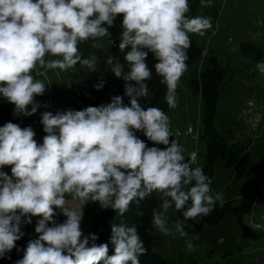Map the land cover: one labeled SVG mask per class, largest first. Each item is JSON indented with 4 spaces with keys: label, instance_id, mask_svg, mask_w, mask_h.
Returning a JSON list of instances; mask_svg holds the SVG:
<instances>
[{
    "label": "clouds",
    "instance_id": "clouds-1",
    "mask_svg": "<svg viewBox=\"0 0 264 264\" xmlns=\"http://www.w3.org/2000/svg\"><path fill=\"white\" fill-rule=\"evenodd\" d=\"M211 5L212 0H201V7ZM189 13V0H0V96L15 113L31 116L40 107L35 97L45 93L46 85L34 71L63 72L79 64L96 72L98 57L83 58L78 45L109 39L108 28L119 15L123 31L118 47L127 52L124 63L111 55L106 63L125 81L124 95L130 98L129 105L115 95L98 107L55 115L45 111L42 144L31 127L12 122L0 127V169L11 167V175L0 170V257L16 248L24 235L21 226L38 216L39 237L27 244L15 264H140L147 249L135 224H112L114 254L109 255L108 244H96V234L84 235V211L70 206L66 196L82 204L97 202L123 216L132 202L140 204L156 193L160 203L151 223L167 237L186 238L184 221L198 223L217 203L223 207V195L213 194L198 154L193 151L186 159L184 146L173 138L170 117L140 102L150 103L146 81L152 71L146 59L152 53L155 73L166 85V104L170 109L178 106L190 35L204 37L213 27L211 18ZM255 68L264 76V62ZM103 86V80L94 85L97 90ZM141 130L156 146L135 135ZM173 208L183 220L170 224ZM59 214L67 218L63 223L54 219ZM185 245L195 250L191 240L185 239Z\"/></svg>",
    "mask_w": 264,
    "mask_h": 264
},
{
    "label": "rangeland",
    "instance_id": "rangeland-1",
    "mask_svg": "<svg viewBox=\"0 0 264 264\" xmlns=\"http://www.w3.org/2000/svg\"><path fill=\"white\" fill-rule=\"evenodd\" d=\"M189 5L190 16L211 18L213 27L204 37L190 35L202 50L201 56L188 64L178 86V106L169 108L166 114L170 117L173 138L185 148V158L193 151L198 154L199 166L212 180L213 194L221 193L225 203L214 215L199 218L198 223L184 221L186 238L179 234L167 237L153 227L152 252L166 264H264V76L255 68V64L264 62V0H212L211 7H201V0H189ZM122 20V15L117 16L114 25L108 28L113 44L107 38H99L78 45L83 58L98 57L96 72L91 73L79 64L63 72L59 69L46 72L38 69L42 75L33 72L45 83L46 91L35 97L40 107L20 127H31L38 144L43 143L46 135L41 123L45 111L55 115L98 107L117 95L115 83L121 78L109 70L106 59L111 55L124 63L127 50L122 54L118 47ZM93 43L100 47L94 48ZM213 59L219 63L221 79L217 88L215 139L211 144L209 137L202 138V98L188 82L199 80L204 66L211 65ZM102 80L104 86L97 90L94 85ZM67 81H71L70 85ZM129 99L125 96V105H129ZM19 117L14 114L0 119V127L8 122L15 124ZM188 129L192 134H185ZM0 170L11 175L10 166ZM66 200L70 206L84 211L81 221L84 235L96 234L99 238L113 210L103 209L97 202L82 204L71 196H66ZM59 215L57 223H63L67 218ZM215 217H220L219 223H214ZM41 218L34 216L32 223L21 226L24 235L19 259L23 258L27 244L39 235L35 228ZM177 218L183 220L182 214L170 209L169 223ZM185 239L194 243L195 250L187 249Z\"/></svg>",
    "mask_w": 264,
    "mask_h": 264
},
{
    "label": "trees",
    "instance_id": "trees-1",
    "mask_svg": "<svg viewBox=\"0 0 264 264\" xmlns=\"http://www.w3.org/2000/svg\"><path fill=\"white\" fill-rule=\"evenodd\" d=\"M191 13V10H190ZM189 13V15H190ZM191 39V47L188 51L189 59L186 61L187 65L193 63L197 59L200 58L202 50L195 44V42ZM154 57L152 53H149L146 63L149 67V69L152 71V76L149 80L146 81L149 87L150 91V103L147 101L141 100V105L143 107L147 106H154L159 107L162 110L165 111V113L168 111V106L166 104V101L164 99L166 94V85L161 84L160 80L161 77H159L155 73L154 64H155ZM211 65L204 66L203 73L201 74V77L199 80H195L196 82L189 81L188 84L194 91L196 95L200 94V97L202 98V104H203V113H202V138L209 137V140L211 139L213 143L214 137V118H215V112H216V105L219 98L218 94V86L220 85V79H221V73L219 71V63L216 59H213ZM200 81V82H199ZM197 82L200 83L197 84ZM124 85L125 81L123 79L117 80L115 83V89L117 92V95L122 96L123 100H125L124 95ZM179 86V85H178ZM179 94V89L177 88V96ZM29 110V109H28ZM30 111V110H29ZM17 114L14 112V106L10 103H8L4 98L0 99V119L9 118L11 115ZM19 119L15 122L18 126H24L25 123H27L30 120V116L22 117L20 114H17ZM135 135L144 141L149 147L156 146L151 141L147 139L145 136L143 130L135 132ZM161 149L164 148L163 145L159 146ZM207 150H209V145L207 147ZM188 158V157H187ZM186 158V159H187ZM160 200L156 193H152L148 198L141 201L140 204H136L135 202H132L129 206L128 211L123 215L120 216L114 211H112V215L109 216L110 220L107 223V226L105 230L101 233V236L97 239L96 244H108L109 248V255L114 254V246L111 244V226L112 224H119L121 221H124L127 225L131 226L132 224H135L138 230V234L141 236V239L144 242V247L147 249V252L139 257L140 264H166L165 261L158 256L157 254L152 252V247L154 243V237L151 236V233L153 232V225L151 223L152 221V211L154 208H157L159 206ZM220 205L217 203V206L215 207L214 211L210 215H214L216 211H218L220 208ZM138 212H142V215H138ZM61 218L60 215H57L54 217L56 221ZM220 217H215L214 223H219ZM51 226V225H49ZM39 235L36 239H38ZM20 242L21 239L16 241V248H14L11 252L6 253L3 257H0V264H15V262L19 259V251L17 249H20Z\"/></svg>",
    "mask_w": 264,
    "mask_h": 264
},
{
    "label": "built area",
    "instance_id": "built-area-1",
    "mask_svg": "<svg viewBox=\"0 0 264 264\" xmlns=\"http://www.w3.org/2000/svg\"><path fill=\"white\" fill-rule=\"evenodd\" d=\"M115 47V46H114ZM186 135H189V134H192V130L191 129H188L186 132H185ZM178 137L181 136L180 134H177Z\"/></svg>",
    "mask_w": 264,
    "mask_h": 264
}]
</instances>
